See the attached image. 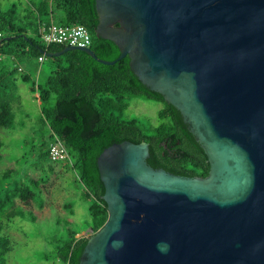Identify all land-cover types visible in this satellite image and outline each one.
<instances>
[{"label":"water","instance_id":"95a60500","mask_svg":"<svg viewBox=\"0 0 264 264\" xmlns=\"http://www.w3.org/2000/svg\"><path fill=\"white\" fill-rule=\"evenodd\" d=\"M95 34L174 106L203 148L205 177L147 163L145 141L96 159L107 219L79 264H264V0H94Z\"/></svg>","mask_w":264,"mask_h":264},{"label":"trees","instance_id":"16d2710c","mask_svg":"<svg viewBox=\"0 0 264 264\" xmlns=\"http://www.w3.org/2000/svg\"><path fill=\"white\" fill-rule=\"evenodd\" d=\"M50 22L62 26L84 25L91 36L89 47L99 58L114 60L120 53L113 41L95 34L98 18L94 0H0V32L3 34L0 40V128L13 125V105L19 99L18 81L28 84L29 90L36 94L41 116L50 130V140L48 145L43 144V154L48 157V146L57 137L71 157L70 162L52 163L48 169L58 178L67 170L75 173V181L80 185L79 198L89 202L88 218L84 220L86 227L96 231L107 219V205L102 199L104 185L96 159L113 143L145 141L149 146L147 163L150 166L185 177L208 175L207 156L180 112L161 94L139 81L130 69L127 56L113 64L99 63L75 49L48 57L45 51L58 52L67 46L46 45L40 39L41 27ZM41 56L49 68L43 82L16 64L17 60L40 62ZM132 99L162 103L158 124L125 116ZM3 144L0 140V149ZM53 164H60V169L54 170ZM16 172L9 168L0 174V264H5V256L12 249L11 239L3 235L4 226L12 223L17 215L24 217L22 208L32 207L41 188L39 180L31 177L10 180ZM63 206L72 207L68 203ZM86 242L87 237L76 227H67L53 238L51 255L60 264H79Z\"/></svg>","mask_w":264,"mask_h":264},{"label":"rangeland","instance_id":"374dc122","mask_svg":"<svg viewBox=\"0 0 264 264\" xmlns=\"http://www.w3.org/2000/svg\"><path fill=\"white\" fill-rule=\"evenodd\" d=\"M16 64L37 77L39 82H43L49 73L46 61L17 60ZM17 87L19 99L13 105V125L0 128V140L4 143L0 149V174L12 168L17 172L10 180L31 177L39 180L41 188L32 207L22 208L24 217L17 215L3 228V235L12 242L5 264H60L51 255L53 238L61 235L67 227H76L82 235L85 234L88 227L84 220L88 218L89 202L80 200V185L72 170L65 171L59 178L49 171L50 164L60 162H52L43 154V144L48 145L50 140L48 124L41 116L39 101L28 84L18 81ZM162 106L160 102L132 99L125 116L137 120L145 118L156 125ZM53 167L57 170L61 165L53 164ZM65 203L72 207L65 208ZM3 221L6 222L5 216Z\"/></svg>","mask_w":264,"mask_h":264},{"label":"built area","instance_id":"2783aa9c","mask_svg":"<svg viewBox=\"0 0 264 264\" xmlns=\"http://www.w3.org/2000/svg\"><path fill=\"white\" fill-rule=\"evenodd\" d=\"M40 39L44 44H65L67 46H83L89 47L91 36L88 29L82 24H74L71 26H62L53 22L41 27L39 31ZM3 37L0 32V40ZM43 57H39L42 62ZM48 157L53 162H70V154L65 148L64 143L55 138L48 146Z\"/></svg>","mask_w":264,"mask_h":264},{"label":"crops","instance_id":"0c3cea01","mask_svg":"<svg viewBox=\"0 0 264 264\" xmlns=\"http://www.w3.org/2000/svg\"><path fill=\"white\" fill-rule=\"evenodd\" d=\"M82 234V233H81ZM83 235H85V234H83Z\"/></svg>","mask_w":264,"mask_h":264}]
</instances>
